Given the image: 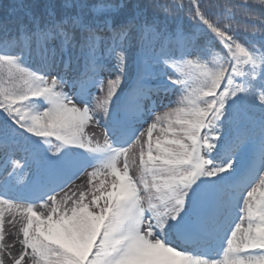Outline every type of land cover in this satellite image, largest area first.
Returning a JSON list of instances; mask_svg holds the SVG:
<instances>
[{
  "label": "snow or ice",
  "instance_id": "snow-or-ice-1",
  "mask_svg": "<svg viewBox=\"0 0 264 264\" xmlns=\"http://www.w3.org/2000/svg\"><path fill=\"white\" fill-rule=\"evenodd\" d=\"M238 10L264 0H0V252L7 214L13 264H264V23Z\"/></svg>",
  "mask_w": 264,
  "mask_h": 264
},
{
  "label": "rangeland",
  "instance_id": "rangeland-1",
  "mask_svg": "<svg viewBox=\"0 0 264 264\" xmlns=\"http://www.w3.org/2000/svg\"><path fill=\"white\" fill-rule=\"evenodd\" d=\"M147 125H144V127H146ZM89 131H87V134H91V138L93 139V137L96 138H100L103 136V131L101 130V134L100 131L95 132V130H97V126L94 125V122H92L89 126ZM100 130V129H99ZM93 135V136H92ZM137 153V157H138V151L139 148L138 146H134L133 150ZM131 162V159H130ZM136 168L138 169V165L136 164ZM91 171V170H90ZM109 179L110 178H106ZM95 183H98L99 181H94ZM79 192V191H85L87 193L88 191V177L87 174L85 177H83L82 179L76 181L74 184H72L70 187H68V189H66L64 192ZM64 192H62L61 194H59V196H63ZM88 200L91 199V196L88 195L86 197ZM40 210V209H38ZM18 228H19V217H13L11 215H7L5 217V239L3 241V244L5 246L4 251L0 252V260L3 261V264H13V259L14 258H18L19 253L21 252V245L18 242V238H17V233H18ZM32 261L30 259L29 256H25L24 259L22 260V264H31Z\"/></svg>",
  "mask_w": 264,
  "mask_h": 264
},
{
  "label": "trees",
  "instance_id": "trees-1",
  "mask_svg": "<svg viewBox=\"0 0 264 264\" xmlns=\"http://www.w3.org/2000/svg\"><path fill=\"white\" fill-rule=\"evenodd\" d=\"M5 3H7V0H4ZM217 2V0H205V3H212L215 4ZM222 2V0H221ZM236 2L238 3H243V0H236ZM175 3L177 5V7L179 8L180 6H187L189 3V0H175ZM259 5L258 4H254L253 8L254 9H259ZM181 16H183L184 20L187 21V14L186 13H181ZM237 20L239 21V26L241 28V30H243V27L247 24L248 28H249V35L251 34V27L252 25H255L257 28L260 27L261 23H264V16H261L260 13L258 11L253 12V14L251 16L246 17L244 15L243 10H238L237 11ZM234 26H236L234 24Z\"/></svg>",
  "mask_w": 264,
  "mask_h": 264
}]
</instances>
